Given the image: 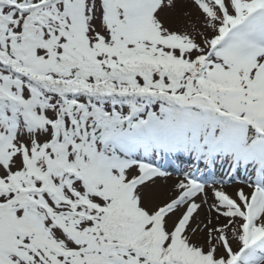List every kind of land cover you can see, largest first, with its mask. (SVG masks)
<instances>
[{
	"label": "snow or ice",
	"instance_id": "obj_1",
	"mask_svg": "<svg viewBox=\"0 0 264 264\" xmlns=\"http://www.w3.org/2000/svg\"><path fill=\"white\" fill-rule=\"evenodd\" d=\"M0 264H264V0H0Z\"/></svg>",
	"mask_w": 264,
	"mask_h": 264
},
{
	"label": "rangeland",
	"instance_id": "obj_2",
	"mask_svg": "<svg viewBox=\"0 0 264 264\" xmlns=\"http://www.w3.org/2000/svg\"><path fill=\"white\" fill-rule=\"evenodd\" d=\"M174 23H175V26H179L180 22L179 21H175Z\"/></svg>",
	"mask_w": 264,
	"mask_h": 264
}]
</instances>
